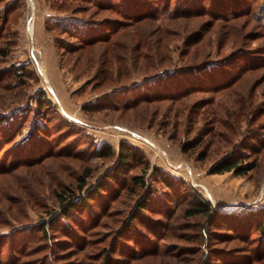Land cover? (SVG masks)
Here are the masks:
<instances>
[{"label":"rangeland","instance_id":"obj_1","mask_svg":"<svg viewBox=\"0 0 264 264\" xmlns=\"http://www.w3.org/2000/svg\"><path fill=\"white\" fill-rule=\"evenodd\" d=\"M8 1L0 0V12ZM178 1L172 0L170 11ZM214 2L204 0L207 6ZM260 2L264 0H239L242 7L251 5L252 8H257ZM72 5V11H62L51 0H19L12 8L9 29L3 33L2 46L9 45V48L5 55H0V116L16 111L21 117L0 126V166L9 167L4 170L6 173L0 174V264H7L6 258L12 259L14 246L23 264H76V258L85 254L86 264H94L87 262L93 260L87 257L101 254L104 247L112 251L113 243L120 247L126 243V248L132 250V241L116 239V232L138 196L148 190L160 197L171 194L170 187L159 179L161 172L183 181V187L196 190L219 210L247 215L264 206V149L258 154L257 166L246 175L208 171L222 154L229 151L238 155L239 142L251 130L264 131V65L249 69L224 91L198 92L189 97L191 103L204 102L207 98L214 99L215 107L219 103L218 118L224 126L219 125L210 111H205V105L193 109L194 113L181 110L175 116L167 101L121 110L113 104L112 93L120 86L150 79L154 71L142 72L130 67L119 79L114 66L112 79L95 86L91 80L94 68L88 63L61 62L54 36L66 39L65 42L74 39L56 30H47L45 24L81 8L86 13L77 14L88 18L91 4L74 1ZM103 14L107 13L101 12L100 16ZM211 18L209 13L203 14L188 27L183 21L186 31L182 30L183 23L172 26L178 33L169 44L172 65L181 66L185 62L188 55L181 57V52L186 50L184 40L191 36L190 32L205 33L199 46L203 48L200 52L204 58L208 56L206 60L237 53L232 59L233 63L236 61L232 75L251 62H264L261 12L260 19L248 12L229 20L234 29L223 27L225 19H217L211 28L200 27ZM21 70L23 74L16 73ZM214 76L218 81L221 79L218 73ZM88 80L91 82L87 84ZM39 89L44 90L53 104L42 109L45 117L41 111L34 110ZM193 137L200 139V143L183 152L181 144ZM121 142L139 149L138 159L128 164L121 183H110L107 191H100L85 210H74L66 219L59 217L46 237L39 233L35 225L61 209L56 192H74L73 198L78 199L115 165ZM103 144L111 147L110 155L100 152ZM201 149L207 150L204 160L197 158ZM84 172L88 175L80 191L78 178ZM136 174L143 179L142 188L130 182ZM132 186L136 193L131 190ZM168 206L171 208L169 219L146 214L167 224L168 228L162 230L166 232L164 239L149 235L141 223L143 228H139L143 235L157 242L160 254L137 258L130 264H225L209 255V249L230 252L248 246L234 235H221L227 231L209 226L200 216H184L181 205L175 207L170 203ZM85 244L86 248L79 252ZM65 250L70 253L61 255Z\"/></svg>","mask_w":264,"mask_h":264},{"label":"trees","instance_id":"obj_2","mask_svg":"<svg viewBox=\"0 0 264 264\" xmlns=\"http://www.w3.org/2000/svg\"><path fill=\"white\" fill-rule=\"evenodd\" d=\"M51 1L57 9L62 11H72L71 7L74 1L78 3L86 2L92 5V10L88 12V18L77 14L86 13V10L83 8L75 9L71 14L54 20L50 24L46 23L45 28L49 31L56 30L62 35L74 39L71 42H65L66 39L62 40L59 36H54V42L60 50V61L88 63L90 67L94 68L91 80L94 81L95 86L98 83L103 84L112 79V67L114 66L117 73L116 77L119 79L125 75V72L130 67L139 68L142 72L149 69H151V72L154 71L150 79L138 84L120 86L112 93L115 96L112 99L113 104L120 107L121 110L134 108L143 103L167 101L169 103L168 107L174 109L175 116L181 110H190L194 113L193 109L205 105V111H210L213 116L217 117L219 125L224 126L218 118L217 106H219V103L215 107L213 104L214 99L212 100L211 98L203 100L204 102L197 100L191 103L188 100L189 97L198 92L224 91L233 86L241 75L249 69H256L264 65V62L262 64L251 62L243 68L240 67V71L232 75V70L236 68V61L233 63L232 59L237 53L230 52L218 60H206L208 56L204 58L202 52H200L203 48L199 46L205 37V33L200 35L195 32L193 34L190 32L191 36L184 40V48L186 50L181 52V57L184 55L188 56L185 58L183 65H172V60L169 57V44L178 35L177 32H174L173 27L178 26V23L180 26L185 21L188 27L192 23L194 24L193 19L209 13L212 16L211 20L203 21L200 27L211 28L217 19H225L227 21L223 27L234 29L232 24L229 25V20H235L240 14L246 15L248 12L252 13L255 19H260L258 18L259 12L264 15V2H260L257 8H252L251 5L242 7L239 0H228L226 3L216 0L210 6L204 4V0H180L174 2L175 9L170 11L169 5L172 0ZM18 3L19 0H10L1 9L0 55H5L6 48H9V45L2 46L3 37H5L3 33L8 31V24L11 23L10 16L13 12L12 8L16 7ZM234 8L237 9L235 12L232 11ZM239 10L241 11L237 12ZM221 11L223 14L220 13ZM101 12H106L108 15L103 14L100 16ZM185 23L182 25V30L184 31L187 28L184 26ZM114 63L116 65H113ZM160 67H163L161 68L162 70L159 69ZM16 73L23 74V70L20 72L16 71ZM216 73L221 77L219 81L214 76ZM91 80L86 81L87 84ZM34 101L36 104L34 110L41 111L42 116L45 117L42 109L53 104L47 98L44 90L39 89ZM102 104H98L101 105L99 107H102ZM15 117H21V113L13 111L9 115H1L0 126L3 124L9 125ZM213 133L214 131L212 135ZM199 143L200 139L193 137L181 144V150L188 152ZM263 149L264 131L258 133L251 130L239 142L238 155L229 151L222 154L212 162L208 171L210 173L231 171L235 175H246L257 166L258 154ZM99 150L108 155L112 152L111 147L107 144H103ZM138 155L139 149L136 146L121 142L118 147L117 161L111 170L106 172L102 179L86 190L78 199L73 198L74 192H68L67 194L56 192L61 209L51 216L50 219L37 223L35 229L46 237L48 230L55 228L56 224L54 222L59 217L66 219L74 210L79 208L85 210L88 207V203L94 197H97L100 191H107V186L110 183H121L120 180L125 176L128 164L138 159ZM251 155L254 156L251 157ZM206 157L207 150L201 149L197 158L204 160ZM7 166L5 164L0 166V174L6 173L4 170L9 168ZM87 175L88 172H84L78 178L80 191L85 185V177ZM159 179L170 187L171 194L165 195L166 197H160L158 194L148 190L143 195L138 196L123 224L116 232L115 238L132 241L133 249H127L128 244L126 243L125 247H120L113 243L115 246L111 247L112 251L108 247H104L101 254H90L93 257L88 256L87 258H92L93 260H87V262L92 261L94 264H130L131 260L133 261L137 258L159 255L160 251L156 246L157 242L149 239L148 235H143L142 230H139V228L144 226L152 237L164 239L166 232L162 230L168 228L167 224L161 219L159 220V218L146 217V214H157L169 219L171 208L168 204L173 203L175 207H180L181 205L184 216H200L205 219L209 226L219 227L227 231L221 235H234L237 239L248 243V246H243L244 248L242 249H235L230 252H217L214 249H209V255L213 258L223 260L225 264H264V206L260 209H255L254 212H249L247 215L240 212L232 214V211L228 212L214 208L209 200L201 197L196 190L191 187L186 189L183 187V181L170 178L165 172L160 173ZM130 182L134 186H141V188L144 185L143 179L137 174L131 177ZM132 187H130L131 190L136 193L137 191ZM140 223L143 226H140ZM11 244L14 243L11 241ZM85 248L86 244L80 247L79 252ZM11 250L12 259L7 260L9 258H6L4 262L8 261L7 264H23V262H19L20 254H16L15 246ZM67 251L65 250L60 254L67 255L70 253ZM85 258L86 254L81 258H76V264H86Z\"/></svg>","mask_w":264,"mask_h":264}]
</instances>
